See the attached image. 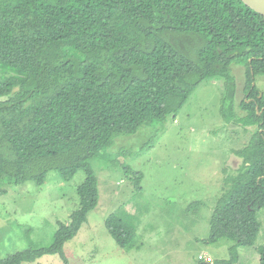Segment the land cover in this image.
<instances>
[{
    "label": "trees",
    "instance_id": "16d2710c",
    "mask_svg": "<svg viewBox=\"0 0 264 264\" xmlns=\"http://www.w3.org/2000/svg\"><path fill=\"white\" fill-rule=\"evenodd\" d=\"M235 61L247 77L239 107ZM0 72V195L5 185L43 186L53 171L65 181L85 173L80 207L70 223H58L53 243L0 264L48 255L70 264L65 246L99 203L91 160L117 137L176 113L208 79L225 82L223 119L256 130L210 221L208 243L233 241L231 257L201 264H239L238 249L255 246L264 209V95L253 83L264 75V16L242 0H0ZM106 226L120 247L134 245L136 231L121 218L111 215ZM257 253L264 264V245Z\"/></svg>",
    "mask_w": 264,
    "mask_h": 264
},
{
    "label": "rangeland",
    "instance_id": "374dc122",
    "mask_svg": "<svg viewBox=\"0 0 264 264\" xmlns=\"http://www.w3.org/2000/svg\"><path fill=\"white\" fill-rule=\"evenodd\" d=\"M231 73L239 107L247 96L246 69L235 61ZM254 83L264 95V75H257ZM224 86L221 79L205 80L176 113L140 127L136 134L117 137L108 151L91 160L99 180V203L65 246L70 264H201L230 259L233 241L208 243L210 221L228 182L243 167L238 152L256 127L223 119ZM237 112L244 114L239 108ZM140 173L137 186L135 176ZM84 180L83 171L70 181L53 171L43 186L5 185L6 193L0 195V261L50 246L58 223H70L80 207L77 190ZM111 215L135 229L132 247L123 249L109 233L106 221ZM258 218L262 229L256 244L238 249L239 264H260L257 248L264 245V209ZM23 264L64 261L48 255Z\"/></svg>",
    "mask_w": 264,
    "mask_h": 264
},
{
    "label": "water",
    "instance_id": "95a60500",
    "mask_svg": "<svg viewBox=\"0 0 264 264\" xmlns=\"http://www.w3.org/2000/svg\"><path fill=\"white\" fill-rule=\"evenodd\" d=\"M248 7L264 16V0H242ZM255 83H253V87ZM260 115V113H259Z\"/></svg>",
    "mask_w": 264,
    "mask_h": 264
},
{
    "label": "built area",
    "instance_id": "2783aa9c",
    "mask_svg": "<svg viewBox=\"0 0 264 264\" xmlns=\"http://www.w3.org/2000/svg\"><path fill=\"white\" fill-rule=\"evenodd\" d=\"M201 260H203V258H201Z\"/></svg>",
    "mask_w": 264,
    "mask_h": 264
}]
</instances>
